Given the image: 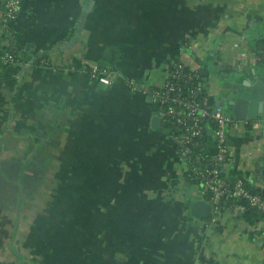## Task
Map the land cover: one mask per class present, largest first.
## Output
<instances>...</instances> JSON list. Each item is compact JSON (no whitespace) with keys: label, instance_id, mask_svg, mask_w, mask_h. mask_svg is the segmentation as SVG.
Instances as JSON below:
<instances>
[{"label":"crops","instance_id":"crops-1","mask_svg":"<svg viewBox=\"0 0 264 264\" xmlns=\"http://www.w3.org/2000/svg\"><path fill=\"white\" fill-rule=\"evenodd\" d=\"M10 26L17 52L55 70L0 64L3 264H264L263 220L189 214L174 130L151 128L153 105L126 83L156 88L176 60L206 97L263 75L264 0H22ZM84 60L120 78L64 71ZM245 122L227 129L223 174L264 196V128Z\"/></svg>","mask_w":264,"mask_h":264},{"label":"built area","instance_id":"built-area-1","mask_svg":"<svg viewBox=\"0 0 264 264\" xmlns=\"http://www.w3.org/2000/svg\"><path fill=\"white\" fill-rule=\"evenodd\" d=\"M21 3L22 0H4L0 23L3 34L0 37V43L10 44L12 42L10 25L18 15ZM253 59L256 62L264 61V52ZM0 64L32 65V62H20L7 49L0 48ZM35 66L55 70L43 58ZM182 69L184 72L186 71L180 62L172 63L163 83L156 88L142 90L132 82L126 83L133 91L141 93L149 99L154 107H157L156 114L161 116L162 121L181 130V134H174L173 142L180 162L184 165L185 173L188 174L187 179L197 181L195 184L198 187L196 190L197 200H204L211 206V221H216L221 215L223 211L221 206L224 200L244 201L247 208L260 213L262 215L261 220L264 221V196L260 192L255 194L249 192L242 179H237L229 185L226 179L219 176L220 170L218 168H224L233 159L227 146V129L235 126L238 121L224 115L221 108L209 107L207 97L202 93L200 85L198 87L191 86L187 90V94L181 96L182 80L192 85L199 79V75L192 71H189V74H182ZM64 71L69 74H84L91 81L105 87L113 85L120 78L115 71L99 67L86 60L82 61L79 66H68L64 68ZM199 95L202 98L198 103L193 97L196 98ZM203 120H209L214 124L215 155L207 161H205L204 144L199 141L203 133L201 126ZM245 124H249L250 128L254 130L262 129L264 128V118L245 122ZM195 147L200 148V151L195 153ZM205 167L208 169H204ZM195 185L193 186L195 187ZM226 210H231L234 217L241 220L244 211L243 206H228ZM0 264L3 263L0 261Z\"/></svg>","mask_w":264,"mask_h":264},{"label":"water","instance_id":"water-1","mask_svg":"<svg viewBox=\"0 0 264 264\" xmlns=\"http://www.w3.org/2000/svg\"><path fill=\"white\" fill-rule=\"evenodd\" d=\"M199 73L206 75L202 71ZM252 74H255V70L252 71ZM203 82H205L204 79ZM199 85L202 87L201 83ZM228 91L229 93L225 97L208 96L207 105L224 109L227 116L238 122L264 118V74L256 75L253 80L248 79L229 86ZM161 121L160 115L152 117L151 128H158ZM240 204L246 205L244 201H241ZM249 210L254 212L253 209ZM188 211L192 217L200 220H206L211 216V206L204 200L191 202L188 205Z\"/></svg>","mask_w":264,"mask_h":264},{"label":"trees","instance_id":"trees-1","mask_svg":"<svg viewBox=\"0 0 264 264\" xmlns=\"http://www.w3.org/2000/svg\"><path fill=\"white\" fill-rule=\"evenodd\" d=\"M11 31V33H12V42L9 44V46H8V48H7V50L9 51V53H11L12 55H14V56H16V58L20 61V62H32V65H38V61L40 60V59H38V60H33V59H28V57H26L24 54H21V53H19V52H17L15 49H14V47L12 46L13 45V42H14V38H15V35H14V33H13V30L11 29L10 30ZM0 40H1V38H0ZM30 60H32V61H30ZM175 62H179V61H175ZM175 62H173V63H175ZM184 73V75L185 74H189L190 72H189V70H187L186 69V71L184 72V70L182 69V74ZM183 79H185V77H183ZM200 84V79H198L197 81H195L192 85L190 84V83H188V82H186L185 80L183 81H181V87H182V92H181V96H185L186 94H187V90L191 87V86H194V87H198V85ZM202 88V93L204 94V91H203V87H201ZM201 98H202V96H197L196 98L195 97H193V99H195V101L196 102H200L201 101ZM154 107V106H153ZM157 107H154V109H155V113H156V109ZM165 124H167V125H169L168 123H166V122H164ZM210 123H212L211 121H209V120H203L202 122H201V126L203 127V129L205 128V126H206V124H210ZM173 130H174V134H177V135H179V134H181V130H179L178 128H174L173 126H171V125H169ZM247 127L248 128H250V126H249V124L247 125ZM199 141L200 142H202L203 144L205 143V133L203 132L202 133V137L199 139ZM200 151V148H198V147H195V149H194V152L195 153H197V152H199ZM204 155H205V161H207V160H209L210 159V153L207 151H204ZM198 167H200V165H198ZM218 168V167H217ZM204 169H208V167H205ZM220 171H219V176L221 177V178H224V179H226L225 177H224V174H223V168H218ZM187 173H184V178H185V180H186V182H187V184H189V185H195V184H197V181L196 180H191V181H189L188 179H187ZM237 179H242V177L241 176H238L237 177ZM236 179V180H237ZM235 180V181H236ZM226 181L228 182V184L229 185H231V184H233L234 182H230L228 179H226ZM242 181H243V183H244V185H245V187L249 190V192H251V193H253V194H255V193H259L258 191H256V190H254V189H252L251 187H250V185L247 183V182H245L243 179H242ZM206 198H208V196H206ZM234 205H238V206H240V201H235V200H224L223 202H222V206H221V210H224V209H227V207L228 206H234ZM243 209H244V211H243V213H242V216H241V218L242 219H244V220H246V221H248L251 225H254L256 222H257V220H259V219H261L262 218V215L260 214V213H258V212H250V210H249V208H247V206L245 205V206H243Z\"/></svg>","mask_w":264,"mask_h":264},{"label":"rangeland","instance_id":"rangeland-1","mask_svg":"<svg viewBox=\"0 0 264 264\" xmlns=\"http://www.w3.org/2000/svg\"><path fill=\"white\" fill-rule=\"evenodd\" d=\"M198 187H197V185H195V189H197Z\"/></svg>","mask_w":264,"mask_h":264}]
</instances>
